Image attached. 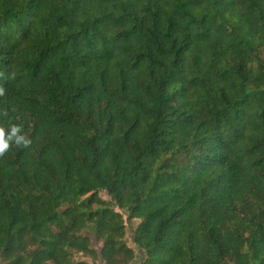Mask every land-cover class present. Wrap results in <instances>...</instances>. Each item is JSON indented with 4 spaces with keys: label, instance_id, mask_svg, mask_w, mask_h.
<instances>
[{
    "label": "trees",
    "instance_id": "trees-1",
    "mask_svg": "<svg viewBox=\"0 0 264 264\" xmlns=\"http://www.w3.org/2000/svg\"><path fill=\"white\" fill-rule=\"evenodd\" d=\"M0 87V264H264V0H0Z\"/></svg>",
    "mask_w": 264,
    "mask_h": 264
},
{
    "label": "clouds",
    "instance_id": "clouds-1",
    "mask_svg": "<svg viewBox=\"0 0 264 264\" xmlns=\"http://www.w3.org/2000/svg\"><path fill=\"white\" fill-rule=\"evenodd\" d=\"M4 94V89L0 87V95ZM30 140L21 130V125L11 124L7 129L0 127V156L4 155L10 146H27Z\"/></svg>",
    "mask_w": 264,
    "mask_h": 264
},
{
    "label": "rangeland",
    "instance_id": "rangeland-1",
    "mask_svg": "<svg viewBox=\"0 0 264 264\" xmlns=\"http://www.w3.org/2000/svg\"><path fill=\"white\" fill-rule=\"evenodd\" d=\"M100 196L103 200H108V196L105 192H100ZM139 223L138 219H133V220H127L126 221V227H127V232H126V241L129 245H132L131 241V232L136 227V225Z\"/></svg>",
    "mask_w": 264,
    "mask_h": 264
}]
</instances>
